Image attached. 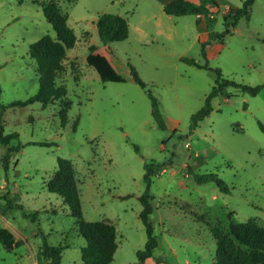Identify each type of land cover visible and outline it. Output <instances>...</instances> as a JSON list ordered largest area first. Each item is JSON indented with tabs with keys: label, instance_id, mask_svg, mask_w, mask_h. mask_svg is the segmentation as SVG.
<instances>
[{
	"label": "rangeland",
	"instance_id": "obj_1",
	"mask_svg": "<svg viewBox=\"0 0 264 264\" xmlns=\"http://www.w3.org/2000/svg\"><path fill=\"white\" fill-rule=\"evenodd\" d=\"M57 2L68 15L76 42L65 52L54 86L66 96L53 104L34 102L4 111L0 142V229L14 237L13 251L0 243V264H49L45 242L63 248L61 264H85L86 240L62 198L48 182L58 159L71 161L86 221L110 220L118 249L110 264H133L147 242L139 217L145 191L144 165L162 164L150 192V216L158 247L146 264H216V233L231 238L229 226L264 227V88L256 96L227 87L212 101V112L190 130L191 117L205 104L215 74L182 61L204 64L201 42L225 30V17L242 0H190L208 16H172L163 2L173 0H0L1 102L8 106L39 90L31 45L56 39L42 4ZM118 14L129 35L103 44L97 30L102 14ZM250 18H240L222 43L208 46V64L238 83L264 84V0H255ZM111 62L125 82H103L87 63L90 47ZM131 66L159 101L167 128L158 127L146 89L134 82ZM71 103L68 111L64 107ZM49 145L42 146L38 143ZM12 153L8 169L3 157ZM216 173L227 183H198L197 175ZM5 196V198H4Z\"/></svg>",
	"mask_w": 264,
	"mask_h": 264
},
{
	"label": "trees",
	"instance_id": "obj_2",
	"mask_svg": "<svg viewBox=\"0 0 264 264\" xmlns=\"http://www.w3.org/2000/svg\"><path fill=\"white\" fill-rule=\"evenodd\" d=\"M243 5L237 11H230L225 17V30L222 33L211 32L208 34V40L201 42V55L205 59L204 64H199L195 60L182 58V61L194 65L200 69H206L214 72L215 85L206 98L204 106L191 117L190 130L198 127L199 123L212 112V101L219 94L223 93L227 87H234L241 91L256 96L264 84L261 86H250L229 80L223 77L219 69H213L208 64V46L213 40L222 43L225 37L231 34V27L234 28L240 18H250L251 8L255 0H242ZM43 14L46 20L52 25L56 32V39L50 36H44L31 45L30 54L36 60L39 73V90L28 99L14 101L8 106L1 102L0 87V142L9 145L13 138L18 137V133L4 134V111L8 107H24L34 102H40L43 105L53 104L56 100L66 96L64 87L56 88L54 86L55 73L60 71L61 61L64 59L65 52L72 49L76 36L74 31L68 25V15L62 13L57 2L51 1L42 4ZM163 10L166 14L172 16L202 15L207 17L208 10L200 4L190 0H173L171 3L163 2ZM97 30L100 40L103 44L119 42L126 39L129 35V25L125 18L118 14H102L97 19ZM87 63L92 66L99 74L103 82H125L126 80L117 73L111 62L103 54L97 52L96 46L90 47V53L87 56ZM132 78L135 83L146 89L151 100V113L154 121L162 130L167 128L166 121L160 111L159 101L148 89L147 84L140 79L136 70L131 66ZM71 108V103L64 107L65 111ZM39 145L46 146L48 143L41 142ZM20 150V147H8L4 157L3 164L8 169V164L12 153ZM163 165L151 161L144 165L145 191L139 196L142 210L139 217L143 222L147 242L143 250L138 251L137 261L133 264H146V261L153 256L154 250L158 247V239L154 234V227L150 216L153 213V206L150 200V192L154 176L162 169ZM198 183L215 182L222 191L229 192V186L216 173L197 175ZM50 192L59 195L64 204L70 210L72 217L76 219L78 233L86 240V246L81 249V260L85 264H110L113 261L114 254L118 249L117 230L110 220L97 222L86 221L83 217L82 206L78 189V179L75 169L70 160L59 158L58 168L54 177L47 184ZM5 198V196H4ZM229 232L232 238L247 249L244 252L241 249L236 250L231 238L221 233H216L217 253L216 264H264V227L255 223H235L231 222ZM0 243L7 251H13L16 247L14 237L7 229H0ZM63 248L49 245L47 242L42 246V254L49 264H61Z\"/></svg>",
	"mask_w": 264,
	"mask_h": 264
}]
</instances>
